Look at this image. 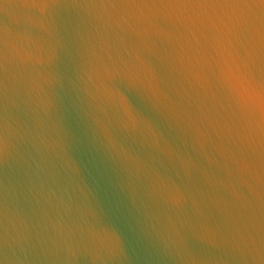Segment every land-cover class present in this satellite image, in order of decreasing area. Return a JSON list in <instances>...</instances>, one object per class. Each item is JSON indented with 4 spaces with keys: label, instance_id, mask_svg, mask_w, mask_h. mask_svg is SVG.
Returning a JSON list of instances; mask_svg holds the SVG:
<instances>
[{
    "label": "water",
    "instance_id": "obj_1",
    "mask_svg": "<svg viewBox=\"0 0 264 264\" xmlns=\"http://www.w3.org/2000/svg\"><path fill=\"white\" fill-rule=\"evenodd\" d=\"M264 80L245 2L0 0V264H264Z\"/></svg>",
    "mask_w": 264,
    "mask_h": 264
},
{
    "label": "clouds",
    "instance_id": "obj_2",
    "mask_svg": "<svg viewBox=\"0 0 264 264\" xmlns=\"http://www.w3.org/2000/svg\"><path fill=\"white\" fill-rule=\"evenodd\" d=\"M179 7H186L179 5ZM192 8H215L198 6ZM221 83L234 102L251 117L254 129L264 134V80H257L250 71L232 61L221 69Z\"/></svg>",
    "mask_w": 264,
    "mask_h": 264
},
{
    "label": "snow or ice",
    "instance_id": "obj_3",
    "mask_svg": "<svg viewBox=\"0 0 264 264\" xmlns=\"http://www.w3.org/2000/svg\"><path fill=\"white\" fill-rule=\"evenodd\" d=\"M238 2H245L249 5H259L260 7L264 8V0H175V4L186 7H217Z\"/></svg>",
    "mask_w": 264,
    "mask_h": 264
}]
</instances>
